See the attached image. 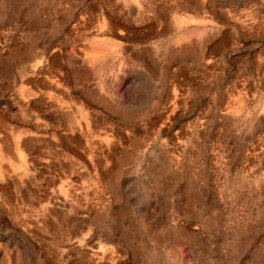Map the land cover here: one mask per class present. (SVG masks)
<instances>
[{"label":"rangeland","instance_id":"1","mask_svg":"<svg viewBox=\"0 0 264 264\" xmlns=\"http://www.w3.org/2000/svg\"><path fill=\"white\" fill-rule=\"evenodd\" d=\"M0 264H264V0H0Z\"/></svg>","mask_w":264,"mask_h":264}]
</instances>
